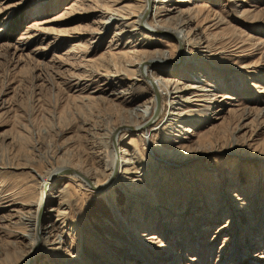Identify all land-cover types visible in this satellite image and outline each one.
I'll return each mask as SVG.
<instances>
[{
	"label": "rangeland",
	"instance_id": "rangeland-1",
	"mask_svg": "<svg viewBox=\"0 0 264 264\" xmlns=\"http://www.w3.org/2000/svg\"><path fill=\"white\" fill-rule=\"evenodd\" d=\"M145 8L0 0V264H264V0Z\"/></svg>",
	"mask_w": 264,
	"mask_h": 264
},
{
	"label": "bare ground",
	"instance_id": "bare-ground-1",
	"mask_svg": "<svg viewBox=\"0 0 264 264\" xmlns=\"http://www.w3.org/2000/svg\"><path fill=\"white\" fill-rule=\"evenodd\" d=\"M154 1L155 0H146V8H145V12L148 10V9H150V7H152L153 6V4H154ZM142 17V19L143 18H145L146 17V15H145V13L141 16ZM140 21H141V19H140ZM145 23V22H144ZM146 24V23H145ZM149 25H151V24H149ZM151 27H157V28H160V27H164V26H162L161 24L160 25H157V26H154V25H151ZM164 29L165 30H167V31H169V32H171V33H173V35L176 37V39H177V41H178V43H179V45H181V47L182 46H184L185 44H186V42H187V40H186V35L185 34H183V31L182 30H179V29H168V28H166V27H164ZM150 62V61H149ZM146 67V66H145ZM144 74H146V72H144ZM152 81H153V85H154V87H155V93H156V95L157 96H162V92H163V90L164 89H166L167 88V85H165V87H163L164 85L158 80V79H155V78H152V77H149ZM191 88L190 89H194V90H197V89H199V85L197 84V83H193L191 86H190ZM208 91V89L207 88H204L203 89V91ZM194 92H196V91H192V93H194ZM202 94V93H201ZM201 100H206V98L204 99V97L201 99ZM159 105V104H158ZM161 107H160V105H159V107H158V111H157V114L159 115L160 114V112H161ZM137 110V109H136ZM139 128H140V126H138ZM134 128V127H133ZM118 142V141H117ZM124 151H126V149H122L121 150V153L122 152H124ZM120 153V152H119ZM112 162H111V164H110V166L108 167L109 168V170H110V172H111V179H109L108 181H109V183H108V181L106 182V183H104V184H102V185H100L99 187H96V189H98V190H104V189H106L110 184H111V182L115 179V177H116V175H117V172H118V170H119V173H118V175H117V177H116V179L114 180L115 182L118 180L117 178H120V176L122 175V174H129V170H130V164H131V162H132V159H131V157H129V156H126L125 157V159H123V160H118V158H117V156H118V152L117 151H112ZM121 156V155H120ZM61 170H63L62 168L61 169H57V171H61ZM56 171V170H55ZM82 174V173H81ZM78 175H80V174H78ZM82 176H85L84 174L82 175ZM108 183V184H107ZM110 186H113V184H111ZM42 211H43V208L41 207V206H39V208H38V210H37V213H36V215H35V217L32 219V220H30L29 222H28V226H29V230H30V232L31 233H33L34 234V239H36V232H37V229H38V227L39 226H41L40 224H39V218L42 216V218H43V214H42ZM144 236V235H143ZM33 259V257H29V262H28V264H31L32 263V260Z\"/></svg>",
	"mask_w": 264,
	"mask_h": 264
},
{
	"label": "water",
	"instance_id": "water-1",
	"mask_svg": "<svg viewBox=\"0 0 264 264\" xmlns=\"http://www.w3.org/2000/svg\"><path fill=\"white\" fill-rule=\"evenodd\" d=\"M158 102H160V100H158ZM158 104H159V103H158ZM110 179H111V178H110ZM108 183H109V181H108ZM108 183H107V184H108Z\"/></svg>",
	"mask_w": 264,
	"mask_h": 264
}]
</instances>
